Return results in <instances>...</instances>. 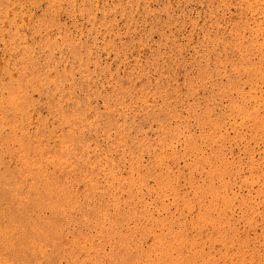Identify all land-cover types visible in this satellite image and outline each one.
Segmentation results:
<instances>
[{
    "label": "rangeland",
    "instance_id": "374dc122",
    "mask_svg": "<svg viewBox=\"0 0 264 264\" xmlns=\"http://www.w3.org/2000/svg\"><path fill=\"white\" fill-rule=\"evenodd\" d=\"M0 261L264 264V0H0Z\"/></svg>",
    "mask_w": 264,
    "mask_h": 264
},
{
    "label": "bare ground",
    "instance_id": "6f19581e",
    "mask_svg": "<svg viewBox=\"0 0 264 264\" xmlns=\"http://www.w3.org/2000/svg\"><path fill=\"white\" fill-rule=\"evenodd\" d=\"M44 83H45V82H44ZM54 188H55V187H54ZM56 189H57V188H56ZM53 192H54V191H53ZM56 201H57V200H56ZM28 202H29V200H28ZM30 202H31V201H30ZM54 203H55V202H54ZM28 204H29V203H28ZM52 204H53V203H52ZM55 205H56V204H55ZM27 206H28V205H27ZM53 206H54V205H53ZM52 208H53V207H52ZM58 208H59V207H58ZM53 209H54V208H53ZM55 210H57V209L55 208ZM60 210H61V209H60ZM56 216H57V214H56ZM15 217H16V216H15ZM23 219H24V218H23ZM55 219H56V218H55ZM17 220H18V219H17ZM202 221H203V220H202ZM49 222H50V220H49ZM50 223L52 224V222H50ZM50 223H49V225H51ZM53 223H55V222H53ZM46 224H48V221H47ZM46 224L43 223V225H46ZM23 225H24V224H23ZM41 225H42V224H41ZM43 225H42V226H43ZM52 226H53V225H52ZM52 226H50V227H52ZM47 227H48V226H47ZM47 227H46V228H47ZM60 227H61V226H60ZM42 228H43V227H42ZM10 229H11V228H10ZM8 230H9V229H8ZM8 230H7V232H8ZM41 230H42V229H41ZM3 231H5V230H3ZM10 231H11V230H10ZM46 232H47V231H46ZM58 232H59V231H58ZM2 233H3V232H2ZM5 233H6V232H5ZM11 233H13V232H10V234H11ZM6 234H7V233H6ZM39 234H40V233H39ZM46 234H47V233H46ZM58 235H59V234H58ZM18 236H19V235H18ZM20 236H21V235H20ZM27 236H28V235H27ZM36 236H37V235H36ZM44 236H45V235H44ZM46 236H47V235H46ZM46 236H45V237H46ZM2 237H4V236H2ZM8 237H9V236H8ZM12 237H13V235H12ZM14 237H15V236H14ZM50 237H51V236H50ZM10 238H11V237H10ZM18 238H19V237H18ZM20 238H21V237H20ZM24 238H25V237H24ZM38 238H40V237H38ZM83 238H84V237H83ZM3 239H4V238H3ZM6 239H7V238H6ZM28 239H29V237H28ZM40 239H41V238H40ZM85 239H86V238H85ZM15 240H16V239H15ZM19 240H21V239H19ZM88 240H89V239H88ZM6 241H7V240H6ZM11 241H12V239H11ZM23 241H24V240H23ZM25 241H26V239H25ZM39 241H40V240H39ZM55 241H56V240H55ZM7 242H8V241H7ZM44 242H45V241H44ZM160 242H161V241H160ZM9 243H10V242H9ZM18 243H19V242H18ZM20 243L22 244V241H20ZM25 243H26V242H25ZM7 244H8V243H7ZM16 244H17V243H16ZM23 244H24V243H23ZM39 244H40V243H39ZM29 245H30V244H29ZM29 245H28V246H29ZM41 245H42V244H41ZM43 245H44V244H43ZM119 245H120V244H119ZM8 246H10V245L8 244ZM13 246H14V245H13ZM13 246H12V247H13ZM17 246H18V245H17ZM124 246H125V245H124ZM12 247H11V248H12ZM15 247H16V246H15ZM53 247H54V246H53ZM17 248H19V247H16V249H17ZM34 248H35V246H34ZM40 248H41V247H40ZM8 249H9V247H8ZM20 249H21V248H20ZM4 250L6 251L5 248H4ZM11 250H12V249H11ZM27 250H28V249H27ZM39 250H40V249H39ZM9 251H10V249H9ZM13 251H15V249H13ZM16 251H18V250H16ZM16 251H15V252H16ZM22 251H23V249H22ZM22 251H20V252H22ZM97 251H99V250H97ZM25 252H26V251H25ZM101 252H102V251H101ZM5 253H6V252H5ZM11 253H14V252L11 251ZM28 253H29V252H28ZM96 253H97V252H96ZM98 253H99V252H98ZM14 254H17V253H14ZM25 254H26V253H25ZM32 254H33V253H32ZM34 254H35V256H36V253H34ZM44 254H45V253H44ZM21 255H23V254H21ZM30 255H31V254H30ZM30 255H29V257H31ZM40 255H41V254H40ZM97 255H98V254H97ZM5 256H6V255H5ZM7 256H8V255H7ZM42 256H43V254H42ZM44 256H45V255H44ZM11 257H12V256H11ZM14 257H16V256L14 255ZM17 257H20V256H17ZM23 257H24V256H23ZM23 257H22V258H23ZM26 257H27V256H25V258H26ZM97 257H98V256H97ZM2 258H3V257H2ZM12 258H13V257H12ZM25 258H24V260H25ZM46 258H47V257H46ZM6 259H8V258H6ZM12 260H13V259H12ZM22 260H23V259H22ZM2 261H3V260H2ZM0 262H1V261H0ZM6 262H8V261H6ZM16 262H17V261H16ZM24 262H25V261H24ZM28 262H29V261H28ZM4 263H5V261H4ZM19 263H20V262H19ZM19 263H18V264H19ZM21 263H22V262H21ZM2 264H3V263H2ZM10 264H11V263H10ZM13 264H14V263H13ZM16 264H17V263H16Z\"/></svg>",
    "mask_w": 264,
    "mask_h": 264
}]
</instances>
